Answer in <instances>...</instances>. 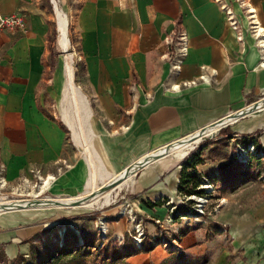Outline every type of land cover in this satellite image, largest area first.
<instances>
[{
	"label": "crops",
	"instance_id": "1",
	"mask_svg": "<svg viewBox=\"0 0 264 264\" xmlns=\"http://www.w3.org/2000/svg\"><path fill=\"white\" fill-rule=\"evenodd\" d=\"M59 2L64 14L73 19L79 38L83 84L96 117V131L92 120L91 129L99 138L103 158L96 147L95 151L107 177L110 176L99 181V188L125 172L136 171L130 188L134 199L128 203L149 219L147 228L154 235L155 219L165 220L168 215L164 199L180 195L179 184L187 161L186 155L161 150L264 100V47L261 46L264 0ZM228 8L241 21L240 30L230 24ZM0 12L20 14L27 19L26 30L4 31L0 35L2 174L13 186L26 179L33 180V170H40L44 177L54 176L44 191L48 197L66 200L88 196L85 200L88 201L100 190L88 192L91 174L88 160L72 148L65 122L41 109L43 96L57 95L62 87L60 73H51L49 7L44 0H0ZM178 28L188 33L189 51L181 73L176 75L166 55L171 49L168 38ZM203 73L214 75L212 82L178 91L170 88ZM65 75L67 81L66 65ZM262 107L239 117L223 133L250 134L263 129ZM150 154L154 156L147 164L133 170ZM200 165L204 164H197L200 174L213 169L211 165L203 169ZM84 206L83 201L63 207L68 213H81L71 218L75 224L68 221L71 216L67 214L45 224L33 212L38 208L4 213L0 216L1 252L10 260L47 259L53 252L52 242L57 240L63 226L68 225L78 230L70 244H84L81 230L76 229L78 223L97 230L94 215L99 212L81 210ZM116 209L112 205L104 208V212L117 213ZM110 214L107 218L111 220L108 223L111 234L123 235L132 230L133 223L125 216L115 218ZM176 222L175 227L183 230L181 235H175L178 250L197 244H205V250L217 242L224 250L219 253L218 264H264V206L229 221L234 237L230 246L220 235L215 238L207 235L204 231L209 226L205 227L203 220L188 227L182 226L180 219ZM184 231L187 236L182 237ZM65 237L68 244L70 240ZM141 248L149 254L158 250L148 242ZM200 250L194 248L189 252ZM168 255L166 250L161 260Z\"/></svg>",
	"mask_w": 264,
	"mask_h": 264
},
{
	"label": "rangeland",
	"instance_id": "2",
	"mask_svg": "<svg viewBox=\"0 0 264 264\" xmlns=\"http://www.w3.org/2000/svg\"><path fill=\"white\" fill-rule=\"evenodd\" d=\"M45 3L49 7V11L51 13V36H50V48L52 50L51 57V73L56 74L58 71L61 76V90L57 95H53L52 93H47L42 98L41 102V109L50 117L55 119H60L65 122L64 113H63V106H62V96L65 90L66 84V75H65V56L66 53L63 52L61 48V31L58 24V16L57 10H64L62 5L60 4L59 0H44ZM57 6V7H56ZM65 11V10H64ZM245 12V9H243ZM241 14V13H240ZM68 16V15H67ZM69 20V38H70V52L74 56L73 66L75 70V83L78 87H81L83 93L87 96L89 105L91 108V112L93 114L92 117V124L93 128L95 129L96 124V117L94 115V106L91 101L90 94L88 92L87 87L83 84V77H84V65L83 61L80 57V44L79 38L74 31V22L73 19L68 16ZM239 20V19H238ZM240 24L241 21L239 20ZM235 120V119H234ZM231 120L230 122L234 121ZM65 125L68 128L69 132V140L72 148L78 155L84 156L83 148L79 146L74 139L73 131L65 122ZM231 125L227 126L223 129H218L213 133L203 137L201 141L196 143L191 149H189L188 153L186 154V158L193 157V159L199 164L203 163L204 166L200 165V168L208 167L211 165L213 169L211 172H207L206 174L210 177V180L214 181L213 187L209 188V197L203 198L201 204H203L202 208L204 210V214L197 218H181V225L187 226L193 223L198 222L199 220H203L204 226H209V229H205V233L210 237H217L221 236L225 239V241H229L230 246L233 241L234 237L231 233V224L230 220L234 216H241L247 214L252 211H256L262 206H264V158H257L253 157L248 162L244 163L240 161L237 156V146H236V139L235 134L230 133L229 135H225L223 132L224 130L230 128ZM263 129L258 130L256 132H261ZM96 149L103 155V151L101 149V144L99 142L98 136L94 138L93 141ZM103 158V156H102ZM212 161V162H211ZM209 162V163H208ZM206 163V164H205ZM198 169V167H195ZM192 172V168H190ZM137 173V172H136ZM34 179V178H33ZM135 176L133 179L129 180L127 184H123V188L119 190L117 193L114 194L113 201L110 203L111 205H104L102 203L95 204V205H86L81 210H92L99 211L95 213L96 222L94 226L99 231L100 227L103 226L104 230L107 228V231L103 233V236H106L105 239H102L99 246L95 248H81L77 249V251H72L66 255H64V260H68L71 258V255L75 252H87L88 256L84 257L80 264H218L220 260L219 253L224 251L222 245L217 242H212L207 248L204 250L205 244H197L196 246H192L188 249H177L178 242L176 234H180L183 231L182 229L175 227L178 225V222L172 223L167 221V216L165 220H161L160 223H157V219H155V231L156 235H152L149 233L148 221L149 219L142 213L138 212L134 205L128 203L134 199V194L131 193L130 188L132 189L133 183L135 181ZM22 190L17 193H12V189L10 187L2 188L0 187V198L2 196H8L9 199L20 200L24 199L27 201H31L34 199L35 194H38L40 189V184L34 187L32 185L35 184L34 180L31 182L22 181ZM118 184V183H117ZM117 184L115 186H117ZM102 185V184H101ZM114 188V187H113ZM112 189V188H111ZM109 189V190H111ZM107 190V191H109ZM44 191L42 188L39 192V195ZM104 191L102 193H105ZM98 194V193H97ZM48 194L44 192L40 195V197H45ZM182 195H179L177 198H173L174 202L179 203L182 201ZM55 198V197H54ZM44 199V198H38ZM124 201H127L125 203ZM117 207V213H107L104 212V208H108L110 206ZM101 206H105L101 208ZM91 207V208H90ZM26 210V209H25ZM23 209V211H25ZM54 210V211H53ZM63 207L58 206H49V207H42L36 209L34 214L44 222L45 224L47 221L53 219H61L64 218V214H67L68 221L72 222L71 218L74 216H79L81 213H77V211H72L71 213L66 211ZM129 210H133L132 217L127 212ZM103 211V212H102ZM12 212H20L18 210H12ZM5 212H2L0 216H3ZM106 214V215H105ZM107 214L112 215V217H120L125 216L130 222L133 223L132 230L129 231L127 234L123 235H114L111 234L109 230V220L104 225L101 224L103 218H107ZM160 220V219H159ZM62 222V221H60ZM78 222V221H77ZM137 222H141V226L143 227V235L140 237V243L137 239L134 238L135 236V226ZM93 224V223H92ZM79 229L81 230V235L83 231L91 230V227L85 226V223H78ZM188 227V226H187ZM186 227V228H187ZM64 228H67L68 231L64 232ZM102 232V231H101ZM100 233V231H99ZM62 234H68L69 243L67 246L72 247L74 244L72 240L75 239L76 230L73 227L63 226L60 231V234L57 236V240L53 241V252L58 250H64L66 246H60L58 243L59 239L62 237ZM187 236V231L183 232V236ZM102 238V237H101ZM145 242L150 244V247L153 246L154 249L158 248L157 251L153 253H148L144 251L141 246ZM175 247V249H173ZM194 248L201 249L200 251L189 252ZM222 249V250H221ZM166 250L169 251L170 255H168L164 260H161L162 254L166 253ZM66 251V250H65ZM43 253V251H42ZM149 254V255H148ZM0 257H3L0 260V264H44L48 259L51 258H19L16 260H10L9 258L5 257L4 253L0 250Z\"/></svg>",
	"mask_w": 264,
	"mask_h": 264
},
{
	"label": "bare ground",
	"instance_id": "3",
	"mask_svg": "<svg viewBox=\"0 0 264 264\" xmlns=\"http://www.w3.org/2000/svg\"><path fill=\"white\" fill-rule=\"evenodd\" d=\"M57 16H58V24L61 31V48L63 52L66 53L65 65H66L67 81H66V88L62 96L64 119L67 125L73 131V136L77 144L83 148L84 155L89 162L91 174H90V184L88 187V192H93L100 189L99 181L105 178H109L110 176L108 175L107 177V174L103 169V164L101 162V159L97 155L95 151V146L93 144L95 136L91 129L92 112L89 105V101L86 95L81 90V88L78 87L75 83V70L73 66L74 56L70 52L71 42L69 38V20L63 11L57 10ZM258 106L261 107L264 106V100H262V103L259 104ZM234 119L235 117L233 115L228 116L223 120H221L220 122H218L217 124L212 125L211 127H207V128L205 127L204 129H201L195 134L182 139L180 142L178 141L174 144L167 146L161 151L163 153L185 156L188 153L189 149H191L196 143L201 141L203 137L205 138V136L220 129V127L224 126L225 124H227L228 122ZM143 165H144L143 161L141 160L135 165L133 170H136L139 167H142ZM126 174L127 173L125 172L122 176H125ZM135 174L136 171H132L131 174H127V176H125L123 179L121 178L117 186H115L114 188H112L111 190L105 193L99 192L94 197H92V199L88 201H84V204L91 206L99 203H102L104 205L110 204L113 201L114 194L123 188V184H127L130 179L132 180ZM35 196H39V193L35 194ZM76 199H72V200H76ZM49 200L52 199L44 198L39 200L36 199V200L27 201V200H9L5 198H0V214L2 212L6 213L18 209L25 210L30 208H42L49 206L51 207L52 205L49 203ZM70 200L71 199H66L64 201H70ZM35 202L37 204L36 207H29L31 204H34ZM21 204L26 205L29 208H23V209L19 208Z\"/></svg>",
	"mask_w": 264,
	"mask_h": 264
},
{
	"label": "built area",
	"instance_id": "4",
	"mask_svg": "<svg viewBox=\"0 0 264 264\" xmlns=\"http://www.w3.org/2000/svg\"><path fill=\"white\" fill-rule=\"evenodd\" d=\"M227 13L229 15L230 24L232 25V27L236 30H240L241 24L239 20L236 18L233 10L231 8H228ZM26 29H27V19L25 18V16L20 15V14L4 15V14H1L0 12V35L4 31L15 32L17 30H26ZM168 44L171 46V49L169 53L166 55V57L170 62L172 72L176 75H179L183 69V65H184L185 59L188 56V51H189V37H188L187 31L183 28L176 29L174 31V34L170 38H168ZM261 46L264 47V43H261ZM212 73L215 75L216 74L215 70H213ZM213 76L207 73H203L200 75L199 78L185 80L181 83L172 84L170 88L178 91L184 87H192L200 83H210L212 82ZM237 119L238 118H235L234 121H236ZM232 122H228L227 124L222 126L220 129H223L229 126L230 123ZM234 137L237 141L236 142V146L238 150L237 156L240 161H243L244 163H246L253 157L264 158V130L261 132H254L250 134H235ZM33 173H34V178H35L33 180L35 181V184L32 186L36 187L38 186V184L42 183L39 186L40 187L39 192L41 191L42 188H44V191H45L46 187L49 185L50 181L52 180L54 176L44 177L40 170H33ZM25 181L31 182L30 179H26ZM213 184L214 183L207 176L203 175L200 187L204 189L205 191L204 195H197V194H193L189 196L182 195L181 197L183 199L179 203L174 202L172 197L165 198L164 203L169 209L168 215H167V221L175 223L177 219L194 218V217L197 218V217L202 216V214H204L205 212L202 208L203 204L201 203L203 201V198L209 197L208 196L209 195L208 192L210 191L209 188L213 187ZM0 187L2 188L10 187L12 189V193H17L20 190H22V184L20 183L13 185V186L9 185L4 175L2 174L1 169H0ZM40 195L34 196V198H30V199H34V200L38 198L55 199L54 197H48V196L40 197ZM2 198L9 199L8 196H2ZM15 199H18V198H15ZM15 199H9V200H15ZM20 200H24V199H20ZM181 205L188 206V209L185 213H182L179 210V206ZM127 213L130 214V217L133 219L132 217L133 210H129ZM106 222H108V218H103L101 224L104 225ZM160 222L161 220L157 219V223H160ZM141 225H142L141 222H137L135 226L136 233H135L134 238L137 239L139 242L141 241L140 237L143 235V231H142L143 227ZM99 227H100L99 228L100 236L102 237V239H105L106 236H103L104 235L103 233L107 231V228H105L106 230H104L103 226H99ZM64 232H66V228H64ZM141 243L142 242L138 244L140 245Z\"/></svg>",
	"mask_w": 264,
	"mask_h": 264
},
{
	"label": "trees",
	"instance_id": "5",
	"mask_svg": "<svg viewBox=\"0 0 264 264\" xmlns=\"http://www.w3.org/2000/svg\"><path fill=\"white\" fill-rule=\"evenodd\" d=\"M197 162L193 159V157H189L186 161V163L183 166V173H182V177L180 180V184H179V192L180 195H193V194H197V195H204L205 191L204 189H202L200 187L201 181H202V176L205 175L207 176L209 179L210 177L207 174H200L198 169H196L195 167L197 166ZM190 168H192V172L190 171ZM213 183L214 181L211 180ZM161 201V199L159 200ZM188 209L187 205H181L179 206V210L182 213H185ZM66 231L67 228H66ZM78 233V231H76ZM82 232V231H81ZM66 233V232H65ZM66 234H62L61 240H60V246L63 247L64 245L66 246V248L64 250H58L55 254V252H52L50 254L51 259H48L44 264H80L82 262V260L84 259V257L90 255L87 252H75L74 254L71 255V258L68 260H64V255L72 252V251H77V249H81V248H95L97 246H99L102 238L100 236L99 231L97 230H93V229H89L88 231H83L82 233V237L84 240V244H78V245H73L72 247L67 246V241H66ZM68 237V234H67ZM69 238V237H68ZM75 240H72V242ZM66 250V251H65ZM25 258V257H22ZM3 257H0V260H2Z\"/></svg>",
	"mask_w": 264,
	"mask_h": 264
},
{
	"label": "water",
	"instance_id": "6",
	"mask_svg": "<svg viewBox=\"0 0 264 264\" xmlns=\"http://www.w3.org/2000/svg\"><path fill=\"white\" fill-rule=\"evenodd\" d=\"M52 1H54V0H52ZM261 106H258V104H255V105H253V106H251V107H249V108H247L246 110H243V111H241V112H238V113H235V114H231V115H233L235 118H239V117H242L243 115H245L246 113H248V112H252V111H256V110H258L259 108H260ZM231 115H229V116H231ZM224 118H222V119H220V120H218V121H216V122H214V123H212V124H210V125H208V126H206V128L207 127H211L212 125H215V124H217L218 122H220L221 120H223ZM221 128V127H220ZM153 156L154 155H152V154H150V155H147V156H145V157H143L141 160L143 161V164L145 165V164H147L152 158H153ZM143 165V166H144ZM128 167L125 169V171H128ZM122 178V176L121 175H119V176H117L112 182H110L108 185H105V186H102L101 188H100V190H98L97 192L99 193V192H103L104 190H106L107 188H113V187H115V185L119 182V180ZM96 194V193H95ZM89 197L88 196H86V197H83V198H78V199H76V200H70V201H64V200H58V199H52V200H49V203L52 205V206H60V207H65V206H70V205H77V204H79V203H81V202H83V201H85V200H87ZM37 206V204H36V202L34 203V204H31L29 207H36ZM28 206H26V205H23V204H21L20 205V207L19 208H29Z\"/></svg>",
	"mask_w": 264,
	"mask_h": 264
}]
</instances>
